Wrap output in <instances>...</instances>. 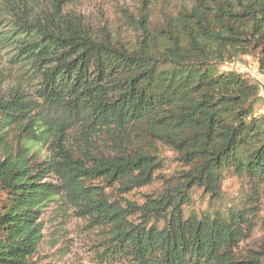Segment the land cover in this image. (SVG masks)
Returning a JSON list of instances; mask_svg holds the SVG:
<instances>
[{"label":"trees","instance_id":"1","mask_svg":"<svg viewBox=\"0 0 264 264\" xmlns=\"http://www.w3.org/2000/svg\"><path fill=\"white\" fill-rule=\"evenodd\" d=\"M72 1L0 0V264H37L66 210L99 264H264L261 88L228 68L264 71V0Z\"/></svg>","mask_w":264,"mask_h":264},{"label":"rangeland","instance_id":"2","mask_svg":"<svg viewBox=\"0 0 264 264\" xmlns=\"http://www.w3.org/2000/svg\"><path fill=\"white\" fill-rule=\"evenodd\" d=\"M133 2L134 0H73L67 5L66 9L82 13L87 17H95L98 20H113L117 17L116 12L120 7ZM4 29L5 24L0 21V32L4 31ZM257 58L254 55L245 56L242 60L229 65L228 68L240 71L241 67H247V72L243 74L244 78L251 82H257L261 88L255 105V112L264 114V71L262 72L258 69ZM6 59V56H2L0 59V69L4 71L11 67ZM15 72V70L12 71V76L6 80L5 85L15 83ZM45 153L46 150H43L40 159L44 157ZM164 155L171 159L167 168L163 169L164 174H162L168 175L176 167V162L172 160V152L165 150ZM49 180L54 181L53 178ZM160 186L161 184H158L157 188ZM154 187H149L148 189H153ZM239 187L240 185L233 178H228L223 182V189L229 195H236ZM146 190L143 189V191ZM137 195L140 196V194ZM196 204L201 207L205 205L200 199L196 200ZM43 224L44 237L38 250L37 264H99L95 262L94 254L99 243L96 229H92L89 223L79 217L75 211L51 212L43 218Z\"/></svg>","mask_w":264,"mask_h":264},{"label":"built area","instance_id":"3","mask_svg":"<svg viewBox=\"0 0 264 264\" xmlns=\"http://www.w3.org/2000/svg\"><path fill=\"white\" fill-rule=\"evenodd\" d=\"M240 72H247V67L245 66L241 67Z\"/></svg>","mask_w":264,"mask_h":264}]
</instances>
